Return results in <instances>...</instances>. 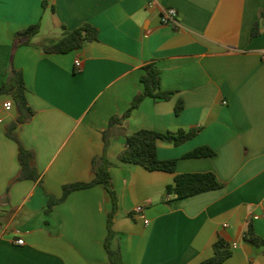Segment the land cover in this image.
Wrapping results in <instances>:
<instances>
[{
  "label": "crops",
  "instance_id": "0c3cea01",
  "mask_svg": "<svg viewBox=\"0 0 264 264\" xmlns=\"http://www.w3.org/2000/svg\"><path fill=\"white\" fill-rule=\"evenodd\" d=\"M161 7L177 11V29L160 23ZM83 23L97 29V40L65 54L43 51ZM35 24L37 33L19 44L16 33ZM263 50L264 0H48L44 8L41 0H0V85L11 67L22 72L33 114L13 133L39 172L37 181L15 180L18 143L5 131L17 110L0 94V264H110L111 201L102 185L72 191L47 209L63 186L89 182L103 154L118 198L112 246L124 264H197L219 238L231 251L222 264H264L263 248L243 238L250 223L264 239ZM150 62L169 99L147 97L109 128L110 117L123 115L142 91ZM140 129L199 131L178 146L157 142L159 159L176 160L170 173L117 159L124 137ZM201 146L215 154L184 157ZM203 172L221 187L165 196L176 174Z\"/></svg>",
  "mask_w": 264,
  "mask_h": 264
},
{
  "label": "trees",
  "instance_id": "16d2710c",
  "mask_svg": "<svg viewBox=\"0 0 264 264\" xmlns=\"http://www.w3.org/2000/svg\"><path fill=\"white\" fill-rule=\"evenodd\" d=\"M48 0H41L42 7H46ZM38 25H31L15 35V40L19 44H28L31 37L37 33ZM258 34V23L256 22L252 28L251 35ZM98 38V31L95 27L88 23H83L75 29L64 30L62 37L54 42L42 47L46 53L65 54L70 51L81 48L86 42L95 41ZM140 82L142 91L136 94L130 102L129 108L121 115H113L109 119V128L128 117L132 110L137 108L145 98L157 100L169 99L171 92L164 91L160 86V69L155 63L150 62L142 67ZM26 87L22 72L11 67L5 80L0 85V94H9L15 103L17 117L14 122L6 128L5 134L18 143V161L20 171L15 180H33L39 179V172L33 165V152L26 149L13 133L17 124L24 123L30 119L33 111L28 106L26 100ZM183 108V103L179 100L175 105V114H179ZM199 129L183 130L179 129L175 132H157L153 130L140 129L124 137V148L118 153L117 159L121 162L139 165L148 171H165L175 172V159L162 160L157 156L156 144L158 141L166 142L174 146L183 144L184 142L196 136ZM103 133L104 144H108V139ZM215 152L208 147H197L184 155L185 158H200L213 156ZM112 163L103 154L97 160H93V178L89 182L72 183L63 186L62 196L59 199L49 197L47 209H50L55 203L60 202L66 196L75 190L88 188L93 185H102L106 190L111 201V210L107 214L106 230L107 234L104 240V249L107 260L110 264H124L118 247L112 246V240L115 233L112 229L114 215L118 209V198L114 190L110 167ZM221 187L217 178L212 172L203 173H182L176 174L173 183L165 189V196L171 199H182L196 194L215 190ZM244 240L249 244L262 247L264 252V239L256 235L252 225L248 223L244 233ZM213 254L211 257L200 261L197 264H222L231 254L228 244L221 238L217 239L212 246Z\"/></svg>",
  "mask_w": 264,
  "mask_h": 264
},
{
  "label": "built area",
  "instance_id": "2783aa9c",
  "mask_svg": "<svg viewBox=\"0 0 264 264\" xmlns=\"http://www.w3.org/2000/svg\"><path fill=\"white\" fill-rule=\"evenodd\" d=\"M148 5L149 6L153 5V2H150ZM159 21L162 25L170 26L173 29H177L180 25L177 11L172 7H161L159 9ZM260 58L262 61H264V50L260 52ZM75 64L76 65L79 64L78 59L75 60ZM11 106H12L11 102H6L3 104L4 108H10ZM142 210H143L142 206L135 207V212L138 214L141 213ZM145 223H147V221H145ZM14 243L17 245H23L24 242L21 238H17L14 241Z\"/></svg>",
  "mask_w": 264,
  "mask_h": 264
}]
</instances>
